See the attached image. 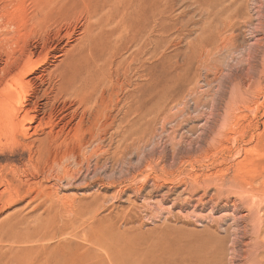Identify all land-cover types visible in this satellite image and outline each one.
I'll list each match as a JSON object with an SVG mask.
<instances>
[{
    "label": "rangeland",
    "instance_id": "374dc122",
    "mask_svg": "<svg viewBox=\"0 0 264 264\" xmlns=\"http://www.w3.org/2000/svg\"><path fill=\"white\" fill-rule=\"evenodd\" d=\"M0 96V264H264V0H0Z\"/></svg>",
    "mask_w": 264,
    "mask_h": 264
},
{
    "label": "bare ground",
    "instance_id": "6f19581e",
    "mask_svg": "<svg viewBox=\"0 0 264 264\" xmlns=\"http://www.w3.org/2000/svg\"><path fill=\"white\" fill-rule=\"evenodd\" d=\"M44 2V1H43ZM107 2H109L110 3V1H107ZM59 3V2H58ZM56 4V3H55ZM213 5V4H212ZM40 6V5H39ZM55 6V5H54ZM103 6V5H102ZM109 8V7H108ZM152 8V7H151ZM62 9V8H61ZM104 9V8H103ZM38 10V9H37ZM137 10V9H136ZM135 10V11H136ZM106 11V10H105ZM45 11L43 10V13H44ZM132 12V11H131ZM138 13V12H137ZM3 14V13H2ZM109 14V13H108ZM153 14V13H152ZM46 15V14H45ZM136 15H138V14H136ZM93 16V15H92ZM131 16H133V15H131ZM98 17V16H97ZM96 17V18H97ZM102 17V16H101ZM41 18V17H40ZM39 18V19H40ZM91 18V17H90ZM130 18V17H129ZM148 18V17H147ZM131 20L133 19V18H130ZM126 20V19H125ZM127 20H128V18H127ZM131 20H130V22H131ZM128 22V21H127ZM130 22H129V25H130ZM129 25H127V26H129ZM105 27V26H104ZM130 27V26H129ZM110 28V27H109ZM112 28V27H111ZM101 29V28H100ZM90 30V29H89ZM123 30H124V28H123ZM116 31V30H115ZM101 33V32H100ZM105 34V33H104ZM108 34V33H107ZM109 34H112V33H109ZM41 35V34H40ZM61 35V34H60ZM119 35V34H118ZM113 36V35H112ZM45 37V36H44ZM57 37V36H56ZM83 37H84V35H83ZM97 37H99V36H97ZM103 37H105V36H102V38ZM42 38V37H41ZM94 38H96V37H94ZM93 38V41L95 40ZM113 38V37H112ZM117 38V37H116ZM130 38V37H129ZM86 39V38H85ZM104 40H105V38H103ZM107 39V38H106ZM115 39V38H114ZM37 40V39H36ZM70 40V39H69ZM38 41V40H37ZM87 41V40H86ZM96 41L97 42H99L97 39H96ZM115 41V40H114ZM152 41H155V40H152ZM117 42V41H116ZM121 42V41H120ZM36 43V42H35ZM134 43V42H133ZM148 43V42H147ZM75 44V43H74ZM94 44V43H93ZM98 44V43H97ZM110 44V43H109ZM155 44V43H154ZM87 45V44H86ZM100 45V44H99ZM94 46V45H93ZM91 47V50L94 52V50L92 49V48H94V47ZM95 46H96V44H95ZM98 46V45H97ZM100 46H102V43H101V45ZM104 46V45H103ZM129 46V45H128ZM155 46V45H154ZM37 47V46H36ZM156 48V47H155ZM98 49V48H97ZM100 49V48H99ZM107 49V48H106ZM28 50V49H27ZM35 50V49H34ZM72 50V49H71ZM42 51V50H41ZM109 51V50H108ZM82 52V51H81ZM102 52V51H101ZM30 53V52H29ZM28 53V54H29ZM78 53H79V51H78ZM114 53H115V51H114ZM47 54V53H46ZM76 54V53H75ZM94 54H96V53H94ZM101 54V53H100ZM33 55V54H32ZM115 55V54H114ZM21 56V55H20ZM139 56V55H138ZM31 57V56H30ZM124 57V56H123ZM136 57V56H135ZM13 58V57H12ZM40 58V57H39ZM99 58V57H98ZM117 58V57H116ZM74 59V58H73ZM79 59V58H78ZM139 59V58H138ZM37 60V59H36ZM44 60V59H43ZM136 60H137V58H136ZM9 61V60H8ZM38 61V60H37ZM41 61V60H40ZM79 61V60H78ZM77 61V62H78ZM109 61V60H108ZM33 62V61H32ZM76 62V63H77ZM82 62V61H81ZM129 62V61H128ZM151 62H152V60H151ZM39 63V62H38ZM122 63V62H121ZM12 64V63H11ZM17 64V63H16ZM42 64V63H41ZM40 64V65H41ZM81 64V63H80ZM88 64V63H87ZM145 64V63H144ZM152 64V63H151ZM150 64V65H151ZM154 64V63H153ZM36 65V64H35ZM75 65V64H74ZM102 65V64H101ZM22 66V65H21ZM98 66H100V65H98ZM103 66V65H102ZM143 66H145V65H143ZM12 67V66H11ZM41 67V66H40ZM76 67V66H75ZM139 67V66H138ZM137 67V68H138ZM37 68H38V66H37ZM144 68V67H143ZM7 69H8V67H7ZM100 69V68H99ZM140 69V68H139ZM33 70V69H32ZM35 70V69H34ZM95 70V69H94ZM115 70V69H114ZM141 71V70H140ZM7 72V71H6ZM11 72V71H10ZM14 73V72H13ZM106 72H104V74H105ZM6 74V73H5ZM85 74V73H84ZM109 74V73H108ZM107 74V75H108ZM93 75V74H92ZM114 75H115V73H114ZM120 75V74H119ZM132 75H133V73H132ZM8 76V75H7ZM23 76V75H22ZM139 76V75H138ZM1 77H3V75L1 74ZM5 77V76H4ZM44 77V76H43ZM125 77V76H124ZM130 77H131V75H130ZM140 77V76H139ZM10 78H11V76H10ZM22 78H26L25 77V75H24V77H22ZM45 78V77H44ZM134 78V77H133ZM122 79V78H121ZM144 79V78H143ZM5 80V79H4ZM6 80H8V79H6ZM87 80V79H86ZM105 80V79H104ZM14 81V80H13ZM20 81V80H19ZM30 81V80H29ZM33 81V80H32ZM37 81V80H36ZM112 81H114V80H112ZM2 82V81H1ZM4 82V81H3ZM22 82H24V81H22ZM41 82V81H40ZM93 82V81H92ZM110 82V81H109ZM9 83V82H8ZM27 83H29V82H27ZM3 84V83H2ZM11 84V83H10ZM22 84V83H21ZM107 84V83H106ZM127 84V83H126ZM128 84H130V83H128ZM89 85H90V83H89ZM92 85V84H91ZM98 85V84H97ZM112 85H114V84H112ZM18 86V85H17ZM20 86V85H19ZM79 87V86H78ZM92 87V86H91ZM95 87H96V85H95ZM113 87V86H112ZM111 87V88H112ZM118 87V86H117ZM12 88H13V85H12ZM16 88V87H15ZM14 88V89H15ZM21 88V87H20ZM27 88V87H26ZM30 88H31V85H30ZM27 89H29V88H27ZM104 89V88H103ZM109 89V88H108ZM115 89V88H114ZM7 90H8V88H7ZM58 90V89H57ZM82 90V89H81ZM81 90L79 91V92H81ZM110 90V89H109ZM30 91V90H29ZM4 92V91H3ZM24 92V91H23ZM26 92V91H25ZM58 92V91H57ZM31 93V92H30ZM26 94V93H25ZM78 94V93H77ZM84 94V93H83ZM89 94V93H88ZM92 94V93H91ZM9 95V94H8ZM7 95V96H8ZM10 95H11V93H10ZM12 95H13V92H12ZM26 95H28V94H26ZM64 95V94H63ZM83 96H85V94L83 95ZM120 96V95H119ZM1 97V96H0ZM9 97V96H8ZM11 98H12V101H13V97L12 96H10ZM65 97V96H64ZM71 97V96H70ZM69 97V98H70ZM25 98V97H24ZM43 98V97H42ZM76 98V97H75ZM78 98V97H77ZM76 98V99H77ZM84 98H86V97H84ZM96 98V97H95ZM117 98V97H116ZM3 99V98H2ZM5 99H7V97L5 98ZM27 99V98H26ZM79 99V98H78ZM77 99V100H78ZM1 100V99H0ZM8 100V99H7ZM33 100V99H32ZM81 100V99H80ZM119 100V99H118ZM131 100V99H130ZM20 101V100H19ZM24 101V100H23ZM37 101V100H36ZM95 101V100H94ZM120 101V100H119ZM16 102V101H15ZM76 102V101H75ZM106 102V101H105ZM141 102V101H140ZM23 103V102H22ZM95 103V102H94ZM129 103V102H128ZM14 104V103H13ZM17 104H18V102H17ZM75 104V103H74ZM15 105V104H14ZM33 105V104H32ZM70 105V104H69ZM128 105V104H127ZM131 105V104H130ZM6 106V105H5ZM60 106V105H59ZM88 106V105H87ZM92 106H94L95 107V105H92ZM120 106V105H119ZM9 107H10V104H9ZM13 107V106H12ZM25 107V106H24ZM35 107V106H34ZM6 108V107H5ZM23 108V107H22ZM120 108V107H119ZM14 109H15V107H14ZM85 109V108H84ZM16 110V109H15ZM22 110V109H21ZM1 111V110H0ZM10 111H11V109H10ZM12 111H13V108H12ZM35 111V110H34ZM123 111V110H122ZM5 112H8L9 113V111H5ZM20 112V111H19ZM77 112V111H76ZM88 112V111H87ZM91 112V111H90ZM96 112V111H95ZM106 112V111H105ZM127 112V111H126ZM27 113V112H26ZM46 113V112H45ZM13 114V113H12ZM57 114V113H56ZM100 114V113H99ZM106 114V113H105ZM110 114V113H109ZM130 114V113H129ZM24 115H26V114H24ZM28 115V114H27ZM26 115V116H27ZM52 115V114H51ZM70 115V114H69ZM117 115V114H116ZM140 115V114H139ZM3 116V115H2ZM8 115H6V117H7ZM10 116V115H9ZM36 116V115H35ZM108 116V115H107ZM44 117V116H43ZM116 117V116H115ZM25 118V116L22 118V119H24ZM28 118V117H27ZM55 118V117H54ZM64 118H65V116H64ZM98 118V117H97ZM117 118V117H116ZM59 119H60V117H59ZM85 119V118H84ZM89 119V118H88ZM176 119V118H175ZM42 120V119H41ZM174 120V119H173ZM8 121H10L9 119H8ZM22 121V120H21ZM20 121V122H21ZM45 121V120H44ZM134 121V120H133ZM90 122V121H89ZM170 122V121H169ZM174 122V121H173ZM181 122V121H180ZM22 123V122H21ZM68 123V122H67ZM24 124V123H23ZM58 124V123H57ZM72 124V123H71ZM104 124V123H103ZM206 124V123H205ZM208 124V123H207ZM43 125V124H42ZM131 125V124H130ZM12 126V125H11ZM18 126V125H17ZM21 126H22V124H21ZM121 126V125H120ZM176 126V125H175ZM206 127H207V125H205ZM204 126V127H205ZM14 127V126H13ZM49 127V126H48ZM51 127V126H50ZM57 127V126H56ZM61 127H62V125H61ZM102 127V126H101ZM109 127V126H108ZM38 129H39V127H38ZM37 129V130H38ZM47 129V128H46ZM62 129V128H61ZM123 129V128H122ZM135 129V128H134ZM12 130H13V128H12ZM41 130V129H40ZM48 130V129H47ZM106 130V129H105ZM95 131V130H94ZM108 131V130H107ZM51 132V131H50ZM66 132V131H65ZM80 132V131H79ZM98 132V131H97ZM189 132V131H188ZM208 132V131H207ZM213 132V131H212ZM52 133V132H51ZM100 133V132H99ZM203 133H204V131H203ZM15 134V133H14ZM26 134V133H25ZM68 134V133H67ZM150 134V133H149ZM134 135V134H133ZM202 135V134H201ZM12 136V135H11ZM19 136V135H18ZM20 136H21V134H20ZM63 136V135H62ZM118 136V135H117ZM154 136V135H153ZM209 136V135H208ZM78 137V136H77ZM99 137H101V136H99ZM115 137V136H114ZM143 137V136H142ZM197 137V136H196ZM60 138V137H59ZM105 138V137H104ZM15 139V138H14ZM65 139V138H64ZM106 139V138H105ZM111 139V138H110ZM109 139V140H110ZM196 139V138H195ZM60 140V139H59ZM79 140V139H78ZM136 140H137V138H136ZM151 140H153V139H151ZM118 141V140H117ZM122 141V140H121ZM142 141V140H141ZM147 141V140H146ZM176 141V140H175ZM174 141V142H175ZM72 142V141H71ZM174 142H172V143H174ZM183 142V141H182ZM21 143V142H20ZM83 143V142H82ZM149 143V142H148ZM180 143V142H179ZM19 144V143H18ZM35 144V143H34ZM71 144V143H70ZM81 144V143H80ZM142 144V143H141ZM55 145V144H54ZM87 145V144H86ZM101 145V144H100ZM119 145H120V142H119ZM119 145H116V146H119ZM200 145V144H199ZM56 146V145H55ZM142 146V145H141ZM52 147V146H51ZM120 147V146H119ZM131 147V146H130ZM129 147V148H130ZM70 148V147H69ZM68 148V149H69ZM103 148V147H102ZM113 148V147H112ZM136 148V147H135ZM83 149V148H82ZM99 149H101V148H99ZM152 150V149H151ZM192 150V149H191ZM101 151V150H100ZM135 151V150H134ZM142 151V150H141ZM140 151V152H141ZM146 151V150H145ZM145 151H144V153H145ZM154 151V150H153ZM157 151V150H156ZM37 152V151H36ZM82 152V151H81ZM149 153H150V151H148ZM209 152V151H208ZM91 153V152H90ZM101 153V152H100ZM102 153H104V152H102ZM148 153V154H149ZM152 153V152H151ZM154 153V152H153ZM162 154H163V152H161ZM132 154V153H131ZM134 154V153H133ZM146 154H147V152H146ZM190 154V153H189ZM74 155V154H73ZM114 155V154H113ZM118 155V154H117ZM130 155V154H129ZM136 155V154H135ZM143 155V154H142ZM141 155V156H142ZM154 155V154H153ZM169 155V154H168ZM176 155V154H175ZM79 156H81V155H79ZM102 156V155H101ZM100 156V157H101ZM112 156V155H111ZM143 156H145V154L143 155ZM142 156V157H143ZM155 156V155H154ZM160 156V155H159ZM140 157V156H139ZM68 158V157H67ZM67 158H66V160H67ZM108 158V157H107ZM148 158V157H147ZM154 158V157H153ZM73 159V158H72ZM106 159V158H105ZM124 159V158H123ZM121 160V161H124V160ZM127 159H128V157H127ZM219 159V158H218ZM69 160V159H68ZM68 160H67V162H68ZM86 160H87V158H86ZM215 160V159H214ZM247 160V159H246ZM111 161V160H110ZM113 161V160H112ZM119 161V160H118ZM140 161V160H139ZM138 161V162H139ZM220 161V160H219ZM67 162H64V163H67ZM92 162V161H91ZM202 162V161H201ZM241 162V161H240ZM70 163V162H69ZM76 163V162H75ZM85 163V162H84ZM121 163V162H120ZM174 163V162H173ZM118 164V163H117ZM137 164V163H136ZM141 164V163H140ZM143 164V163H142ZM78 165H80V164H78ZM77 165V166H78ZM98 165H99V163H98ZM104 165V164H103ZM126 165V164H125ZM138 165H139V163H138ZM179 165V164H178ZM192 165V164H191ZM244 165V164H243ZM76 166V165H75ZM81 166V165H80ZM112 166V165H111ZM140 167H142L141 165H139ZM138 166V167H139ZM144 166V165H143ZM228 166V165H227ZM245 166V165H244ZM61 167V166H60ZM96 167V166H95ZM117 167V166H116ZM123 167V166H122ZM241 167V166H240ZM75 168V167H74ZM79 168V167H78ZM124 168H127V167H124ZM136 168V167H135ZM177 168V167H176ZM175 168V169H176ZM62 169V168H61ZM86 169V168H85ZM104 169V168H103ZM110 169V168H109ZM226 169V168H225ZM243 169V168H242ZM89 170V169H88ZM100 170V169H99ZM98 170V171H99ZM186 170H187V168H186ZM190 170H192V169H190ZM97 171V170H96ZM124 171V170H123ZM189 171V170H188ZM187 171V172H188ZM238 171H239V173H240V170L238 169ZM73 172V171H72ZM179 172V171H178ZM184 172V171H183ZM217 172V171H216ZM244 172V171H243ZM247 172V171H246ZM35 173H37L36 171H35ZM81 173H83L82 171H81ZM91 173V172H90ZM101 173V172H100ZM135 173V172H134ZM137 173H138V171H137ZM191 173V172H190ZM237 173V172H236ZM114 174V173H113ZM119 174V173H118ZM184 174V173H183ZM186 174V173H185ZM188 174V173H187ZM219 174V173H218ZM221 174H223V173H221ZM244 174V173H243ZM70 175V174H69ZM68 175V176H69ZM138 175V174H137ZM176 175V174H175ZM215 175V174H214ZM252 175V174H251ZM34 176V175H33ZM39 176V175H38ZM78 176V175H77ZM209 176V175H208ZM241 176V175H240ZM244 176V175H243ZM242 176V177H243ZM103 177V176H102ZM115 177V176H114ZM178 177V176H177ZM232 177V176H231ZM246 177H248V176H246ZM131 178V177H130ZM240 178V177H239ZM249 178V177H248ZM251 178V177H250ZM134 179V178H133ZM160 179V178H159ZM211 179V178H210ZM236 179H237V177H236ZM241 179V178H240ZM245 179H247V178H245ZM21 180V179H20ZM195 180H196V178H195ZM199 180V179H198ZM233 180V179H232ZM238 180V179H237ZM121 181V180H120ZM189 181V180H188ZM194 181V180H193ZM236 181V180H235ZM243 181V180H242ZM252 181V180H251ZM192 182V180L190 181V183ZM238 182V181H237ZM246 182V181H245ZM248 182V181H247ZM22 183V182H21ZM195 183V182H194ZM244 183V182H243ZM202 184V183H201ZM235 184V183H234ZM161 185V184H160ZM186 185V184H185ZM242 185V184H241ZM199 186V185H198ZM253 187V186H252ZM125 188V187H124ZM156 189V188H155ZM245 189H246V187H245ZM252 189V188H251ZM264 189V188H263ZM174 191V190H173ZM251 192V191H250ZM259 192H261V191H259ZM264 192V191H263ZM263 192H261V193H263ZM138 193V192H137ZM191 194H192V192H191ZM214 194V193H213ZM264 194V193H263ZM136 195V194H135ZM212 199V198H211ZM164 201V200H163ZM191 201V200H190ZM189 202V201H188ZM243 203V202H242ZM235 206V205H234ZM150 209V208H149ZM214 209V208H213ZM236 209V208H235ZM237 210V209H236ZM237 224H238V222H237ZM247 226V225H246ZM234 228H235V226H234ZM227 231V230H226ZM237 231V230H236ZM235 231V232H236ZM216 242V241H215ZM240 244V243H239ZM91 245V244H90ZM206 245V244H205ZM139 246V245H138ZM196 246V245H195ZM140 247V246H139ZM138 247V248H139ZM142 247V246H141ZM207 247V246H206ZM210 247V246H209ZM88 249H89V247H88ZM199 249V248H198ZM164 251V250H163ZM171 252V251H170ZM177 252V251H176ZM210 252V251H209ZM162 253V252H161ZM164 253V252H163ZM167 253V252H166ZM171 254V253H170ZM174 254H175V252H174ZM203 254V253H202ZM241 254V253H240ZM168 255H169V253H168ZM170 256V255H169ZM213 256V255H212ZM186 258V257H185ZM214 259V258H213ZM261 260V259H260ZM147 262V261H146ZM191 262V261H190ZM142 264V263H141Z\"/></svg>",
    "mask_w": 264,
    "mask_h": 264
}]
</instances>
